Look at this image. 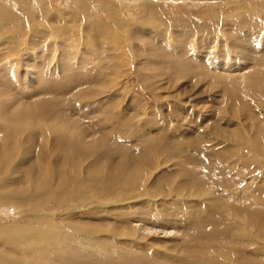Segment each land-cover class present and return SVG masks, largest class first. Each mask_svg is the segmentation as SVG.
Here are the masks:
<instances>
[{
	"label": "bare ground",
	"instance_id": "6f19581e",
	"mask_svg": "<svg viewBox=\"0 0 264 264\" xmlns=\"http://www.w3.org/2000/svg\"><path fill=\"white\" fill-rule=\"evenodd\" d=\"M65 1H69V6L62 13L54 8L52 0H0V98L6 97L0 100V264H103L97 262L98 258L123 264L147 259L149 249L160 247L157 241L161 239L166 241L163 247L168 253L175 249L169 244L182 240L181 258L188 264H264V190L260 191L257 183L258 179L264 183V174L258 172L254 163L257 153L245 157L238 144L230 143L216 149L215 162L232 168L242 163L248 171L239 168L235 182L240 191L236 194L213 192L216 184L205 180V169L193 162H200L201 158L211 161V151L206 155L197 149L202 143L186 146L184 142L161 144L144 139L134 152L124 145L109 152V135L103 127L106 120L94 122L96 132L102 135L89 140L87 128L68 114L69 109H60L58 97L48 90L38 96V71L34 67L22 70L10 51L25 44L32 51L33 45L38 46L46 36H54L57 42L71 38L77 41L81 31L88 37L115 30L113 23L94 16L91 5L96 0H61ZM163 1L99 0L98 4L121 28L128 25L120 20L123 7L133 15L130 6H137V2L149 11L139 23L142 28L158 26L161 19H166L161 23L164 27L186 19L202 31L218 30L229 22L236 26L242 22L264 23V2L256 3L258 0H241L228 11L215 7L216 0L210 1L205 14L199 16L187 12L170 14ZM249 32L234 40L240 42L238 50L244 60L233 67H219L217 72L241 74L264 61V52L252 51L249 43L255 35ZM29 57L33 60L30 54ZM31 72L37 75L29 77ZM108 82L104 76L102 83ZM249 87L264 92V69L256 70ZM83 107L93 109L95 105L88 102ZM78 114L84 116L81 111ZM254 144L264 158V146ZM115 154L119 159H111ZM165 157H170L169 163L178 166L180 172L175 180L160 184L155 177L161 168L156 160ZM226 174L233 176V169ZM216 175L220 173L215 172ZM189 181L194 187L188 185ZM141 199H151L159 205L164 200L190 208L198 205L201 211L206 210L203 204L209 206L212 202L210 206L216 204L218 211L214 209L223 226L216 236L194 229L190 233L186 227L177 229L181 227L143 216L142 212H130L126 204ZM234 204L238 208L232 211ZM103 206L114 214L126 211L127 219L111 223L92 220L98 217L97 213L107 216L109 210ZM197 236L201 251L194 259L190 240L198 241ZM125 239L130 241L127 246Z\"/></svg>",
	"mask_w": 264,
	"mask_h": 264
},
{
	"label": "rangeland",
	"instance_id": "374dc122",
	"mask_svg": "<svg viewBox=\"0 0 264 264\" xmlns=\"http://www.w3.org/2000/svg\"><path fill=\"white\" fill-rule=\"evenodd\" d=\"M98 1H93L91 10L96 18L113 23V32L87 37L86 32L81 31L79 40L71 38L63 42H57L54 36L51 39L46 36L38 46L33 45L32 51L28 44L10 51L11 57L15 56L22 70L28 71L29 67H34L38 71V96L44 95V91L48 90L58 97L60 109H69L68 114L87 128L91 134L89 140L102 135V132H96L94 122L106 120L103 127L109 135L106 145L109 146V152H113L118 145L132 147L131 151L134 152L135 147L144 139L161 144L184 142L183 145L186 146L202 143L196 147L206 155L211 151V161L201 158L200 162H196V159L193 162L205 169L201 174L206 175L205 180H213L216 184V188H212L213 192L236 194L240 191L235 182L239 168L248 171L246 167H242V163H237L232 168L226 163L214 161L218 159L216 149L226 148V143L238 144L245 157L257 153L259 156L254 163L258 172L264 174V158L260 157L254 147V142L264 146V92L249 87L256 70L264 69V61L259 62L262 66L254 65L241 74L217 72L219 67L221 70L222 67H233L244 60L238 50L240 42L234 40L244 36L245 31L255 35L249 43L252 51L264 52L263 21L245 25L242 22L239 26L222 22L224 25L218 27V30L202 31L198 26L189 25L190 22L186 19L185 22L180 21L168 27L161 26L166 21L161 19L158 26L142 28L139 23L145 20L149 11L146 6L137 2V6H130V13L133 15H129L123 7L120 20L128 25L121 28L112 17L104 13ZM210 1L215 0H164L163 8L170 14L187 12L192 16H199L205 14ZM239 1L241 0H224L220 4L221 0H216L213 3L215 7L228 11ZM68 2L52 0L54 8L62 13L68 9ZM261 2L264 0L256 1ZM29 19L31 24L35 23L30 16ZM19 48L21 49L18 50ZM31 73L29 77L37 75L36 72ZM104 76L110 82L102 83ZM85 94L89 96L87 99L80 97ZM88 102L95 105V108L83 107ZM80 111L84 118L78 114ZM111 159H119V155L115 154ZM156 161H159L158 165L161 167L160 172L155 174L158 183H169L178 177L176 175L180 171L178 166L169 163L170 157L162 158L161 161L158 158ZM87 163L88 161L83 164L84 168L88 166ZM230 169H233V176L226 174ZM215 172L220 175L215 176ZM190 181L188 185L194 187ZM257 183L260 191L264 190V183L260 179ZM211 203L209 206L203 204L206 206L204 211L198 205L190 208L180 202L171 204L168 200L159 205L151 199H141L126 205L130 212H142L143 216L181 227L177 229L186 227L190 233L196 230L207 236H216L223 225L219 221L216 204L210 206ZM103 207L109 210L107 216L100 217L102 212L97 213L98 217L92 220L111 223L113 220L127 219L126 211L120 210L118 214H114L111 208ZM231 207L234 211L238 205ZM110 215L114 217H108ZM195 240L198 241L190 240V244L193 247V258L197 259L201 242L199 236ZM123 242L126 244L130 241L125 239ZM237 243L245 246L242 241ZM182 244V240L173 241L169 245L175 246V249L168 253L163 247L166 241L161 239L157 241L160 247L149 249L147 259H136L123 264H188L181 258ZM152 256L155 257L154 260ZM100 261L103 264H113L105 258H98L97 262Z\"/></svg>",
	"mask_w": 264,
	"mask_h": 264
}]
</instances>
